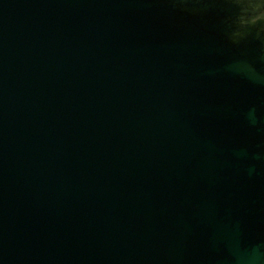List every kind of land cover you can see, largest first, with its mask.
Returning a JSON list of instances; mask_svg holds the SVG:
<instances>
[{
  "label": "water",
  "instance_id": "obj_1",
  "mask_svg": "<svg viewBox=\"0 0 264 264\" xmlns=\"http://www.w3.org/2000/svg\"><path fill=\"white\" fill-rule=\"evenodd\" d=\"M0 264H264V0H0Z\"/></svg>",
  "mask_w": 264,
  "mask_h": 264
}]
</instances>
